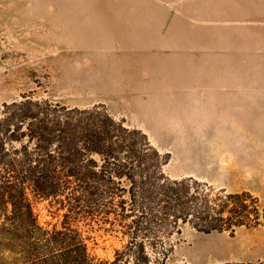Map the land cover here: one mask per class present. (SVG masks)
<instances>
[{"label":"rangeland","instance_id":"374dc122","mask_svg":"<svg viewBox=\"0 0 264 264\" xmlns=\"http://www.w3.org/2000/svg\"><path fill=\"white\" fill-rule=\"evenodd\" d=\"M95 1L0 0V118L23 100L109 118L112 151L80 157L103 171L71 184L88 258L264 264V0ZM25 191L39 228L0 208V264H76L47 242L66 208Z\"/></svg>","mask_w":264,"mask_h":264},{"label":"trees","instance_id":"16d2710c","mask_svg":"<svg viewBox=\"0 0 264 264\" xmlns=\"http://www.w3.org/2000/svg\"><path fill=\"white\" fill-rule=\"evenodd\" d=\"M6 108L11 110L0 118L1 210L9 205L11 218L39 228L25 189L35 197L50 199L66 208L63 230H52L53 237L47 242L63 245L65 254H69L66 262L73 258L71 252H74L76 264H92L83 238L76 229L69 227L73 214H77L70 204L72 198H77L71 184L88 189L89 182L103 171V164L98 165L92 159L83 162L80 157L86 154L103 156L112 151L105 125L109 118L96 122L91 110L66 106L48 108L30 100L12 102ZM5 141L10 146H4ZM91 166H98V169H91ZM113 173L117 177L127 174L119 169ZM131 245L127 254L134 257L135 264H149L143 244Z\"/></svg>","mask_w":264,"mask_h":264},{"label":"bare ground","instance_id":"6f19581e","mask_svg":"<svg viewBox=\"0 0 264 264\" xmlns=\"http://www.w3.org/2000/svg\"><path fill=\"white\" fill-rule=\"evenodd\" d=\"M100 1H102V0H100ZM94 2H96L95 0H94ZM97 2H98V0H97ZM110 26H112L111 24H109ZM113 28L115 27V26H112Z\"/></svg>","mask_w":264,"mask_h":264}]
</instances>
